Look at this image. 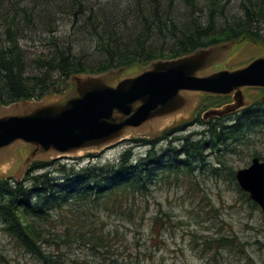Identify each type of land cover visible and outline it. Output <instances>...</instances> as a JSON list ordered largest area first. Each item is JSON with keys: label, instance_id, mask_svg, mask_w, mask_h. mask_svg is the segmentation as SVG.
<instances>
[{"label": "rangeland", "instance_id": "rangeland-1", "mask_svg": "<svg viewBox=\"0 0 264 264\" xmlns=\"http://www.w3.org/2000/svg\"><path fill=\"white\" fill-rule=\"evenodd\" d=\"M16 1L0 0V15L12 9L15 5L10 3H18ZM79 1L92 9L82 8V14H78L80 10H77L72 0H36L38 5L28 3V6H24V1L19 2L20 7H28L35 12V23L32 26L26 23L27 27L21 28L18 34L27 68L26 76L49 72L45 68L38 71L35 67L38 66L37 61L49 60L57 51H65L67 46L73 56L80 58L85 65H94L105 59L98 40L91 35L94 31L88 22L89 13L92 15L90 19L94 21L98 19L94 15L103 13L107 22L111 21V29L114 31L112 37L117 34V41H125L131 34L138 37L144 32L140 31L141 27L139 29V23L142 22L140 10L144 13L147 11L152 17V7L157 4L166 26L161 27V33L154 27L150 35L156 41L155 50L166 55L176 39L180 38L181 31H184L183 25L192 22L194 18L198 19L201 26L207 25L210 13L206 8L212 2L196 0V9L192 11L186 0H172L171 4L168 0ZM215 1L218 7L223 5L224 8L222 13L219 8L218 12H214L215 31L242 17L243 0H228L227 4V0ZM3 31L0 22V33ZM258 31L264 37V21L258 24ZM261 57L264 58V42H251L244 38L223 43L200 75L219 70H235ZM149 66L150 63L144 62L129 68L114 69L103 74L104 80L115 85L119 80L135 76ZM47 74L53 87L42 98L55 103L69 98L73 88L70 78L63 77L57 69ZM242 93L248 103L247 107L264 102V89L244 88ZM187 97L190 102L177 115L162 120L157 126L153 123L152 127L147 124L128 130L122 141L102 150L92 148L67 155L39 152L29 164L22 166L32 148L21 143L15 144L0 153V178L22 180L33 161L55 163L46 170L53 171L57 180L62 177L56 173L59 164L76 168L117 164L126 151L131 152L130 160L135 163L145 157L150 149L139 141L156 140L154 150L159 153L172 146L180 149L181 141L172 144L171 141L180 136H188L193 141L202 139L206 130L204 122L212 121H203L204 112L221 107L228 101L223 96L202 93ZM198 117L203 124L190 125L184 132L171 134L162 140L165 133L192 123ZM223 123L231 124L233 118ZM254 156L264 160V124L233 152L206 150L204 163H195L190 177L177 182L159 178L148 194L135 197V203L127 200L122 207L93 211L92 224L83 225L81 221L78 222L83 212L80 205L54 212L49 221L42 224L52 237L47 242H37V246L58 264H264V214L258 206L246 201L236 183L228 176L229 169L235 172L248 167ZM214 169L217 171L214 172ZM89 228H94L106 237L107 244L98 247L95 254L91 252L89 243L74 236L75 232H84ZM68 231L71 237L64 240V234ZM54 235L61 237V240L55 239ZM221 240L228 242L218 247L217 242ZM0 264L42 263L4 232L0 224Z\"/></svg>", "mask_w": 264, "mask_h": 264}, {"label": "trees", "instance_id": "trees-1", "mask_svg": "<svg viewBox=\"0 0 264 264\" xmlns=\"http://www.w3.org/2000/svg\"><path fill=\"white\" fill-rule=\"evenodd\" d=\"M21 1H24V6H28V3L39 4L36 3V0H17L18 3H10L15 5L12 9L5 10V14L0 15L1 27L4 29L0 33V105L2 106L21 100H40L53 87L47 73L56 69L68 79L75 74L98 75L118 68H129L137 63L145 62L147 64L159 59H174L193 53L198 49L239 41L244 38H248L251 42H264V37L258 31V24L264 21V0H243L241 3L242 17L235 19L219 31H215L213 15L214 12H218L217 8L220 13L224 8L223 5L218 7L216 1L212 0L206 8L210 13L207 25L201 26L197 18H194L190 22L191 24L183 25V27L185 26L184 31H181L180 38L176 39L166 55L155 50L154 42L156 41L150 35L154 27L158 28L161 33V27L166 26L162 22L157 4L152 7V17L147 11L144 13L140 10L142 22L139 23V29L141 27L140 31L144 30V32L140 33L138 37L131 34L125 41L123 39L117 41V34L112 37L114 31L111 29V21L107 22L103 13L94 15L98 18L96 21L90 19L92 15L89 13L88 22L93 26L94 31L91 35L98 40L105 59L94 65H85L80 58L73 56L67 46L65 51H57L51 59L37 61L38 66L35 67L38 71L45 68L49 69V72L26 76L27 68L20 50L18 34L21 33V28L25 29L27 25L32 26L35 23V12L28 7H20L19 2ZM168 1L170 4L172 3V0ZM72 2L77 5V10H80L77 12L78 14H82V8L92 9L79 0H72ZM186 2L192 11L196 9V0H186ZM26 23L28 24L25 26ZM170 23L171 26H174L173 22ZM96 24L101 27L99 28ZM51 31L49 30V32ZM199 121L198 117L194 122L201 124L202 122ZM192 123L177 128L176 132H184ZM263 124L264 102L262 101L256 106L244 109L231 124H224L218 119L205 124L206 130L200 140L193 141L188 136L175 138L182 143L180 149L172 146L159 153L154 150L156 140L139 141L141 145L150 149L145 157L138 159L135 163L130 160L131 152L126 151L117 164L86 165L80 168L59 164L56 173L62 177L57 180L53 171L46 170L55 163L33 161L28 166L22 180L0 178V224L2 230L25 251L35 255L42 264H58L37 246V242H47L48 238L52 237V234L46 231L42 224L48 222L54 212L80 205L83 212L80 214L78 222L81 221L83 225L92 224L93 211H107L122 207L124 201L127 200L135 203V197L148 194L151 186L159 178L177 182L190 177L194 172V164L204 163L206 150H216L219 153L233 152ZM170 134L173 133H165L162 140L168 138ZM181 157L184 158L180 159ZM213 171L215 172L217 169ZM228 176L236 183L232 169H229ZM236 186L239 188L237 183ZM239 190L249 202L247 193L240 188ZM253 206L257 207L255 203ZM74 236L89 243L93 254L98 252V247L107 244L106 237L97 233L94 228H89L84 232L77 231ZM54 237L61 240L58 235H54ZM70 237L71 234L68 231L63 238L68 240ZM227 242L226 240L217 242L218 247Z\"/></svg>", "mask_w": 264, "mask_h": 264}, {"label": "water", "instance_id": "water-1", "mask_svg": "<svg viewBox=\"0 0 264 264\" xmlns=\"http://www.w3.org/2000/svg\"><path fill=\"white\" fill-rule=\"evenodd\" d=\"M220 45L155 60L115 85L104 80L105 73L72 75L71 96L61 102L41 98L0 105V153L18 143L29 146L32 151L22 165L26 166L39 152L67 155L102 150L122 141L128 130L157 126L177 115L190 102L187 96L196 93L232 96L231 104L205 111L204 121L245 108L242 90L264 89V58L235 70L200 75ZM234 178L264 214V160L252 157L248 167L234 172Z\"/></svg>", "mask_w": 264, "mask_h": 264}, {"label": "flooded vegetation", "instance_id": "flooded-vegetation-1", "mask_svg": "<svg viewBox=\"0 0 264 264\" xmlns=\"http://www.w3.org/2000/svg\"><path fill=\"white\" fill-rule=\"evenodd\" d=\"M224 98H226V99H228V101L226 102V103H224V104H222L221 105V107H218L217 106V108H222L223 106H225V105H228V104H231L232 102H233V100H232V96L231 95H229V96H223ZM244 109H246V107L245 108H241V109H239V110H236L235 112H232V113H230V114H228V115H226V116H223V117H221V118H212V119H210V121L212 120V121H215L216 119H218V120H221L222 122H225L227 119H230V118H233V120H236L240 115H241V112L244 110ZM198 119V118H197ZM196 119V120H197ZM195 121V120H194ZM204 121V120H203ZM204 123H206V125H207V123H209V121L208 122H204ZM192 125H196V123L195 122H193L192 123ZM177 130L176 129H174V130H172V131H170V132H172L173 134L174 133H177L176 132ZM171 135V134H170ZM169 137V136H168ZM175 138H177V137H175ZM175 138L172 140V142H178L177 140H175Z\"/></svg>", "mask_w": 264, "mask_h": 264}]
</instances>
